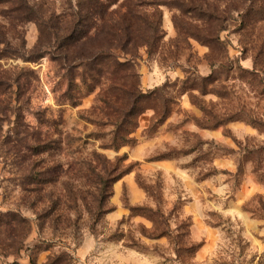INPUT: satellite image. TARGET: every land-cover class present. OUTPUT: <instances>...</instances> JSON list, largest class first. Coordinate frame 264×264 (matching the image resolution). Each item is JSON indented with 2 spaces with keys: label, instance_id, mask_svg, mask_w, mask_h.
Segmentation results:
<instances>
[{
  "label": "rangeland",
  "instance_id": "rangeland-1",
  "mask_svg": "<svg viewBox=\"0 0 264 264\" xmlns=\"http://www.w3.org/2000/svg\"><path fill=\"white\" fill-rule=\"evenodd\" d=\"M30 2L44 19L73 9ZM146 10L159 12L164 37L140 47L133 64L144 91L166 86L174 104L155 130L147 109L119 149L109 146L116 118L99 98L108 81L80 87L72 106L56 56L0 58V79L14 83L0 92V264L53 255L64 264H264V127L248 122L264 121V22L235 13L221 32L225 55L180 37L176 8ZM18 31L31 50L37 23ZM214 69L219 80L203 81ZM41 143L50 148L29 149Z\"/></svg>",
  "mask_w": 264,
  "mask_h": 264
},
{
  "label": "trees",
  "instance_id": "trees-1",
  "mask_svg": "<svg viewBox=\"0 0 264 264\" xmlns=\"http://www.w3.org/2000/svg\"><path fill=\"white\" fill-rule=\"evenodd\" d=\"M67 1L73 8L71 11L53 13L44 19L30 0H0V6H4L0 9V58L14 55L36 62L47 55L56 56L65 70L68 69V83L63 96L72 106L78 105L76 91L80 87L92 91L97 84L108 81L105 96L100 95L99 98L116 118L109 145L115 149L133 140L130 135L147 109L155 110L156 117L151 124V129L155 130L168 118L174 104V97L166 92V86L144 91L133 64L140 47L145 46L151 51L164 37L159 12L151 18L147 6L176 8L183 16V19L175 16L180 37L193 38L208 46L212 53L218 51L225 55L228 51L221 32L235 13L249 24L264 22V0H76L75 4ZM118 2L119 8H112ZM29 21H35L39 29L38 41L31 50L24 49L25 43L18 31L20 25ZM15 32H19L17 36L22 40L21 48L24 50L21 55H16L19 51L12 47V34ZM118 52L131 57L121 59ZM217 73L218 70L214 69L203 81L214 83L220 78ZM189 80L191 78L186 77L181 82ZM13 84L0 79V92H5ZM195 88L197 85L194 83L189 89ZM200 89L203 94L208 92L206 87ZM248 122L264 127V121L256 117H249ZM48 148L49 143L29 147L37 154ZM121 176H116L111 183ZM108 184L110 181L103 179L101 192ZM64 260L62 256L53 255L43 264H64ZM29 264L38 263L31 259Z\"/></svg>",
  "mask_w": 264,
  "mask_h": 264
}]
</instances>
